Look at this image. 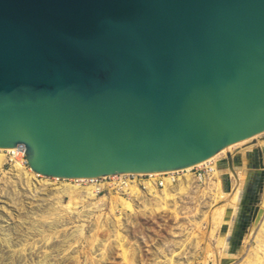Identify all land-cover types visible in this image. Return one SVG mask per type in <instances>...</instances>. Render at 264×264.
<instances>
[{"label":"water","instance_id":"water-1","mask_svg":"<svg viewBox=\"0 0 264 264\" xmlns=\"http://www.w3.org/2000/svg\"><path fill=\"white\" fill-rule=\"evenodd\" d=\"M260 133L264 0H0V149L34 174L176 171ZM245 158L230 253L264 186Z\"/></svg>","mask_w":264,"mask_h":264},{"label":"rangeland","instance_id":"rangeland-1","mask_svg":"<svg viewBox=\"0 0 264 264\" xmlns=\"http://www.w3.org/2000/svg\"><path fill=\"white\" fill-rule=\"evenodd\" d=\"M238 146L231 150L239 152L243 145ZM227 155L228 153L222 154L219 159L222 160ZM8 156L7 153L6 158ZM12 166L14 164L8 163L6 159L0 171V214L2 217H9V224H13L8 229L13 241L11 248L1 241L0 232V264H31L45 254L51 264H168L169 258L181 250L175 256L173 264H178L179 260L185 264L199 252L197 241L201 240V234L207 226L204 215L211 206V198L196 193L194 197L190 195L186 199L166 202V209L157 212L155 208L160 204L155 203L156 199L142 197L137 203H133L137 211L130 213L119 200V197H127L118 189L105 186L99 194L96 193L97 197L103 198L98 205L100 211L94 212L92 209L90 213L83 214L82 211L87 212L92 207L89 204L96 201L83 192L66 194L68 191L64 187L70 184L67 188L71 190L77 183L69 180L59 183L47 179L31 191L23 190L25 184L17 185V180L10 175ZM38 179L43 180H36ZM86 184L79 183L78 190L88 187ZM60 185L62 188H57ZM69 201L70 205L78 203L80 207L72 206L73 208L68 209L65 206H68ZM8 211H12L14 215H10ZM18 220H26L27 223L20 225ZM49 221H53L54 228H49ZM34 222H38L37 228L42 229L43 234L37 232L35 227L30 228ZM76 225L83 227V235L67 240L69 232ZM123 249L131 254L126 262L121 256ZM13 251H17L16 258L11 257ZM184 256L187 258L183 259ZM235 264H241V260Z\"/></svg>","mask_w":264,"mask_h":264},{"label":"bare ground","instance_id":"bare-ground-1","mask_svg":"<svg viewBox=\"0 0 264 264\" xmlns=\"http://www.w3.org/2000/svg\"><path fill=\"white\" fill-rule=\"evenodd\" d=\"M262 136H264V133H260L256 136H253L250 139H247L245 141H242L234 145H231L229 147H226L225 149H223L222 151H220L213 157L195 166L185 168L184 171H186L187 174L180 175L178 178H175L174 179L175 182L170 181V177L168 178L166 175L176 174L180 170L169 171V172L148 173L150 175V178L145 181H141L140 183L142 186H140L138 183H132V184H127L125 187L119 190L121 191V193H123L127 197V199L119 197V200L121 201L122 206L127 212L133 213L137 211L133 203H137V201H139L142 197H147V199L148 198L156 199L155 203L160 204L157 208H155V211L157 212H160L166 209L165 207L166 202H171V200L176 201L178 198L186 199L190 195H191L190 197H194L196 193L200 194L202 197L211 198L209 202L211 206L208 209V212L204 215V220L207 223V226L205 230H203L204 231L203 234H201L202 235L201 240L197 241L200 247V249L198 250L199 252L193 255V257L189 259L187 263L185 262V264H225L224 262H226V264H235L239 260H241V264H264V186H262V192L259 198L260 200L258 204L259 211L253 223L251 224L247 233L242 238V241L240 245L238 246L237 250L234 253L229 252V248H230L229 241H230L231 233L233 232V229H234L235 219L237 217L240 203L244 196V189H245V184H246V179H247V174H248V169L246 168L247 160L245 158V154L247 151H251L254 148H258L261 150L262 148H264V139L261 140ZM238 145H243L242 146L243 148H241L239 152L234 153L235 150L232 151L231 148L236 147ZM237 148H239V146ZM7 153L9 155L8 158H6ZM17 153L23 154V151H20V150L12 151V150L0 149V171L3 165L6 163V159L8 163H13L14 166H12L10 170V175L12 176L13 179L17 180V183H18L17 185L25 184V186L22 188L23 190L29 189L31 191V189L36 187V185H38L39 183H45L47 179H53L54 181L59 182V183L60 182L65 183L66 181L69 180V181L77 183V185L76 186L74 185L75 186L73 187L74 189H71V190L70 188H67L70 184L68 186L66 185V187H64L68 191L66 192V194L68 195H72L74 193L81 194L83 192V193H86L90 197L91 200L96 201L95 203L89 204V206H92V207L89 210H87V212L83 210L82 213L88 214L92 211V209H94V212L100 211L98 208V205L101 204L100 201L103 198L97 197L96 195L97 188L90 185L89 183L90 181H88V179L65 180V179H57V178H47V177H43L40 175H36L29 169V167H26L25 161L23 159H21L20 157L19 158L15 157ZM226 153H228V155L226 156V158H224V160H226L225 164L221 167L219 166V163L223 159L220 160L219 157L222 154H226ZM229 155H230V158H228ZM238 161L240 162L238 166H233ZM209 163H212L211 173L206 174L203 177L202 181H199L198 178L194 177L192 174L189 173V171L192 170L193 168H199L204 165H208ZM37 178H40L43 180L42 181L41 180L39 181V179L36 180ZM225 179H228L230 181L229 190L225 189V186H224ZM158 180H163L162 188H158L156 186L157 185L156 183ZM79 183L80 184L87 183L86 186L88 187H84L83 190L80 191L78 190L80 189ZM56 187L57 186L55 187L51 186V188H56ZM57 188H62V187L60 185ZM15 189L16 191L18 190L17 188ZM71 199L69 200L71 201ZM70 201H69L68 206H65L68 209L71 208L72 206L75 208L80 207L78 203L75 205H70L71 204ZM77 201L78 200H76V202ZM115 211L116 210L114 209V212ZM9 214L14 215L12 211L9 212ZM0 221H1L0 232L2 236L1 241L4 242L7 247L11 248L13 245V241H12L11 234L8 231V229L11 228L13 224H9L10 223L9 217H2L1 214H0ZM17 222L20 225L27 223L26 220H18ZM224 225H226V228L223 231ZM37 226H38V222H34L31 224L30 228L32 227L37 228ZM49 228H54L53 221H49ZM37 232L43 234L42 229L37 228ZM83 233H84L83 227L81 225H76L69 232V236L67 237V240L81 237ZM181 251L179 252L174 251L176 253L169 258L170 263L168 264L175 263L174 258L176 255L180 254ZM16 252L17 251H13V253L11 254V257L16 258ZM129 255L131 254L123 249L122 255H121L123 256L122 260L124 259V261L126 262L127 258H129L128 257ZM47 256L48 255L45 254L44 257H42L40 260L34 261L31 264H51ZM182 258L186 259L187 257L185 258L184 256ZM183 262H181L180 260L177 261L178 264H184Z\"/></svg>","mask_w":264,"mask_h":264},{"label":"built area","instance_id":"built-area-1","mask_svg":"<svg viewBox=\"0 0 264 264\" xmlns=\"http://www.w3.org/2000/svg\"><path fill=\"white\" fill-rule=\"evenodd\" d=\"M16 158H21L25 161V165H26V157H25V153L23 152V154L17 153V155H15ZM212 163H209L208 165H204L202 167L199 168H193L192 170L189 171L190 174H192L194 177L198 178L199 181L203 180V177L208 174L211 173L212 170ZM27 167V165H26ZM185 169H181L179 172H177L176 174H172V175H166L168 178L170 177V181H174L175 178H178L180 175H184L187 174L186 171H184ZM150 178L149 174H124V175H116V176H108V177H100V178H94V179H88V181H90V185L94 186L97 188L96 192L97 194H99L103 188L106 186L107 188H113V189H118L121 190L123 187H125L127 184H132V183H138L140 186L141 185V181H145L147 179ZM162 182L163 180H158L157 181V187L158 188H162ZM145 187V186H143Z\"/></svg>","mask_w":264,"mask_h":264},{"label":"flooded vegetation","instance_id":"flooded-vegetation-1","mask_svg":"<svg viewBox=\"0 0 264 264\" xmlns=\"http://www.w3.org/2000/svg\"><path fill=\"white\" fill-rule=\"evenodd\" d=\"M240 162L238 161L237 163H235L233 166H238ZM262 192V189L257 193V191L254 192V194L251 196L252 199H255L257 197V195L259 196L258 198H260V194Z\"/></svg>","mask_w":264,"mask_h":264}]
</instances>
